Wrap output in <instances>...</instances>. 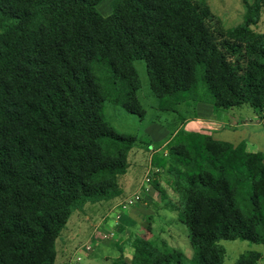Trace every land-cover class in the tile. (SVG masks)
<instances>
[{"label":"trees","instance_id":"1","mask_svg":"<svg viewBox=\"0 0 264 264\" xmlns=\"http://www.w3.org/2000/svg\"><path fill=\"white\" fill-rule=\"evenodd\" d=\"M100 1L0 0V264H54L70 214L86 203L105 212L123 194L118 178L136 137L116 132L103 106L144 115L134 60L161 111L264 109V0L246 3L243 21L227 28L206 0H111L105 16ZM164 148L152 164L171 177L190 264H221L220 240L264 245L262 152L182 126ZM127 243L125 264L185 258L162 238ZM261 257L248 250L235 264Z\"/></svg>","mask_w":264,"mask_h":264},{"label":"rangeland","instance_id":"2","mask_svg":"<svg viewBox=\"0 0 264 264\" xmlns=\"http://www.w3.org/2000/svg\"><path fill=\"white\" fill-rule=\"evenodd\" d=\"M110 2L111 0H101L96 5L97 10L101 14L106 11L110 12ZM206 2L209 5L211 12L221 22V25L224 28H227L243 21L246 3H251L252 0H206ZM256 29L258 31L264 30V6L261 10V16ZM133 65L139 79L137 97L145 109L144 115L142 117H138L137 115L124 110L120 105H112L108 102H105L103 106V116L116 132L132 134L136 137L135 146L130 149L127 155L128 165L126 167V171L118 178V182L123 192L127 190L128 182L133 181L134 178L136 180L142 176V172L146 164V154L143 150V148L146 147V143L153 141L152 145L154 146L161 144L165 138L169 137L168 134L176 130L178 127V113H180V115H186L189 113L185 111L184 103L178 106L177 112L161 111L157 109V98L150 91L143 61L134 60ZM248 110H252V108L248 105H242L226 110L229 114H234L233 116L240 115L242 118L245 117L246 119H244V122H246L247 126L246 128L240 127L238 124V126H236L237 128L233 130H231V128L225 130L223 129L222 132L217 133L214 136L220 138V140L235 142L240 136L244 135L247 138L250 136L251 139L255 140V142L259 144H264V119H262L259 113L249 114ZM223 111L224 110H218L219 113H223ZM225 115L228 117V114L225 113ZM241 120L242 119H239L240 122H242ZM146 134L149 135V139ZM165 144L161 146L163 151L165 150ZM156 175L159 184L165 189V194L167 195L166 198L169 201L172 200L173 203L176 204L177 197L172 189L171 177L165 170L162 169L159 170ZM154 176L155 175H151V180L155 179ZM149 186V193L151 196H146L144 198L143 195H141L139 201L142 199L149 200L148 206L150 205V207L147 206L148 208L145 209L146 213L149 212V209L156 207L158 209L157 212H160L161 214L163 211H161L160 207L155 204L151 205V197H155L156 200L154 201L157 203L159 202V199L157 196L158 193L152 188L151 183H149ZM129 192L130 193L128 194L130 195L132 191ZM144 193L146 194L148 192ZM124 197L125 196L122 198ZM118 198H120V196L114 199ZM130 208H132V206ZM100 210V205L86 203L80 209L74 210L70 214L64 228L55 241L56 254L54 264H69L75 254L80 256L78 264H88V261H91V264H125V261L130 259V247L128 246V243H124L121 248L112 245L113 239L116 238V235L119 233V230L114 229L112 231L114 236L110 233V231L106 233L103 240H101L104 247L98 248L93 252V247L90 246V250L88 252V256H90V258L87 260V257L85 256V253L87 252L84 251L82 246L88 238L89 232L92 229V224L100 219ZM123 211L125 212L126 210ZM166 214L168 215V219H170V217L172 218L175 213L171 212V214H169L166 212ZM149 215H151L150 219L154 224L155 233L151 232L152 229L149 228V226H147L149 229H146L145 220L141 221V226L138 227L136 232H143V234L150 239L159 237L164 239L167 244L182 251L185 256L183 264H190V259L193 256V249L187 237L186 227L177 221L174 216L172 219L173 222H171L169 227L161 228L159 226L161 219L158 218V216L153 217V213H150ZM151 224L152 223H149L148 225ZM66 230L69 233L64 235ZM126 235H130L128 231L126 232ZM63 236H68V240L61 244ZM219 244L224 249V258L221 264H235L238 256L248 250L259 251L262 255L260 263L264 264V245L262 244L253 243L249 240L243 239L220 240Z\"/></svg>","mask_w":264,"mask_h":264},{"label":"crops","instance_id":"3","mask_svg":"<svg viewBox=\"0 0 264 264\" xmlns=\"http://www.w3.org/2000/svg\"><path fill=\"white\" fill-rule=\"evenodd\" d=\"M108 12L109 11H106L102 15L105 16L108 14ZM184 106H185V111H187L189 113H187L186 115H183V114L180 115V113H178V115H177L178 116V127L182 126L183 128H185L187 130L204 132V133L210 134L213 138L218 139V140H220V138H217L214 135L222 132L223 129L225 130V129L231 128V130H233V129L237 128L236 126H238V124L240 125V127L246 128V126H247L246 122H244L245 121L244 119H246L245 117L242 118V117H240V115L233 116L234 114H229L228 111H226L228 109L224 110L223 113L222 112L219 113L218 111L215 112V111H213L212 106L210 104L202 103V102H198V103H195L192 105L184 104ZM189 108L191 109V112H190ZM177 110H178V107H177ZM225 113L228 114V117H227V115H225ZM231 113H232V111H231ZM248 113L249 114H251V113L255 114L256 112L254 111V109H252ZM258 113L260 114L262 119H264V109ZM239 119H242L241 120L242 122H240ZM173 132L168 134L169 137L171 136V134ZM146 136L149 139V135L146 134ZM248 136H249V134H248ZM168 138H165V140H163V142L161 144L156 145V147L162 146L163 144H165ZM223 141H225V140H223ZM241 141L244 142L245 148L247 151H250V152L260 151L264 155V144H262V143L259 144V143L255 142V140L251 139L250 136L247 138L244 135H242L235 142H232V141H227V142H230L233 145H236L237 143H239ZM149 144L152 145L153 141L147 142L145 148L142 147L143 150L145 151V154H146V158H145L146 164L144 166L142 176H140V178H138L136 180L134 178L133 181L128 182L127 183V190H125L123 192V194H122V196H120V198H122L123 196H128L129 195L128 193H130L129 191H132L131 193L136 191L142 182V178L144 176L145 171L150 166H156V165L152 164V159H153V157L158 156L159 152L158 151L149 152L147 150V145H149ZM133 146H135V144ZM156 174H153V175H155L154 180L157 182L158 189L159 188L162 189L163 192L157 191L151 184L152 188L158 193L157 196L159 199V202L157 203L156 201H154V200H156L155 197H151V200H152L151 205L155 204L158 207H160L161 211H163L161 214H160V212H157L158 209L156 207H154L153 209H149L148 213L145 212V209L150 207V205L148 206V204H149L148 199H142L141 201H138L135 205L132 206V208H130V209L128 208L125 212L118 209V207H117V203L121 199L120 198L114 199L112 202H110L109 205L108 204L104 205V207H107L105 212L101 213L102 208L100 206L101 210L99 211V213H101V217L97 222L92 224V229L89 232L88 238L84 242V244L89 243L90 246L93 247V252H94L98 248L104 247V245L101 243V240H103L104 235L106 233H108L110 231L112 232L114 229H116V230H119V233L116 235L117 237L113 239L112 245H114L115 247L121 248L124 243H127V239L130 236H132L134 234H136V235L143 234V232H139V233L136 232L138 227L141 226L142 220L146 221L145 227L149 226V228L152 229L151 232L155 233L154 224H153L152 220L150 219L151 218L150 217L151 215H149L150 213H153V217L158 216V218L161 219L159 222V226L161 228L169 227L171 225V222H173V220H172L173 217L175 216L174 218H176V211L174 210V208H171L169 203H172L173 201L172 200L169 201L166 198L167 195L165 194V189H164V187H162L159 184V181H158ZM149 189H150V186H149L148 191H147L148 193L142 194L144 198L146 196H151V194L149 193ZM153 201L156 203H154ZM166 212H168L169 214H171V212H174L175 214L172 218L170 217V219H168V217H167L168 215L166 214ZM149 223H152V224L148 225ZM127 231L130 234L129 236L126 235ZM67 233H69V232L66 230L64 235L65 234L67 235ZM113 236H114V234H113ZM67 238H68V236L67 237L63 236V238L61 240V244L65 241H67L68 240ZM85 256L87 257V260H89L90 256H88V252L85 253ZM88 264H91V261H88Z\"/></svg>","mask_w":264,"mask_h":264},{"label":"built area","instance_id":"4","mask_svg":"<svg viewBox=\"0 0 264 264\" xmlns=\"http://www.w3.org/2000/svg\"><path fill=\"white\" fill-rule=\"evenodd\" d=\"M147 150L149 152L158 151L162 154H165V152L161 149V146L156 147L154 145L149 144V145H147ZM159 170H161V168L156 167V166H150L145 171L144 176L142 178V182H141L140 186L138 187V189L136 191H134L133 193H131L130 195L125 196L124 198H122L117 203L118 209L123 211V210H127L131 206L135 205L140 200L141 195L144 192L148 191L149 183L151 180V175L156 174L157 172H159ZM110 233L113 234L112 232H110ZM82 248L84 249L85 252H89L90 244L85 243V244H83ZM79 261H80V256L75 254V256H73L72 259L70 260L69 264H78Z\"/></svg>","mask_w":264,"mask_h":264}]
</instances>
